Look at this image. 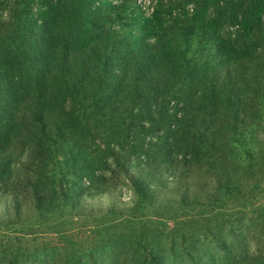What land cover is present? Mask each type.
<instances>
[{
    "label": "trees",
    "instance_id": "16d2710c",
    "mask_svg": "<svg viewBox=\"0 0 264 264\" xmlns=\"http://www.w3.org/2000/svg\"><path fill=\"white\" fill-rule=\"evenodd\" d=\"M110 5L0 0V197L12 208L0 226L40 228L30 264H99L78 218L97 222L86 236L117 264H160L137 228L158 220L153 206L239 211L264 181V0H158L148 15ZM124 186L128 212L115 208ZM95 191L109 209L81 208ZM117 213L139 222L101 226Z\"/></svg>",
    "mask_w": 264,
    "mask_h": 264
},
{
    "label": "rangeland",
    "instance_id": "374dc122",
    "mask_svg": "<svg viewBox=\"0 0 264 264\" xmlns=\"http://www.w3.org/2000/svg\"><path fill=\"white\" fill-rule=\"evenodd\" d=\"M97 1L103 2L104 9H110L112 8L111 2H118L119 0ZM157 2L158 0H134V3L145 15L152 12ZM31 4L34 7L36 5L35 2ZM191 6V2L186 5L189 11ZM183 9V5H177L173 11L175 13L177 10L182 11ZM132 29L139 31L137 27L126 28L127 33L131 34ZM134 42H136V39H132V43ZM163 173L167 174L166 171ZM91 193L87 194V200L84 202L86 204L81 206V208L91 209L102 206L107 210L112 205L111 198L108 195L97 191ZM132 193V190L126 186L121 187V190L115 191L113 194L116 198H122L127 201L126 204L116 202L115 208L123 210L121 212H128L126 209L131 204ZM165 194L167 197L171 196L162 190L156 203L167 202ZM193 195L194 193L191 194V196ZM243 197V200H241L243 206L239 211L236 208L237 205L234 206L233 203H228L229 208H224L223 212L202 205H180L172 210L161 206H153L158 209V211L153 212L158 215V220L150 224L151 226L142 225L141 222L137 228L139 231L144 228L148 237L155 240L153 248L158 254L160 264H263L264 181L263 184H255L246 190ZM247 197H250L251 201L254 202L250 207ZM6 200L7 196L0 197V218L7 217L9 215L8 212L12 213V208L9 210L5 209L7 207L5 204ZM10 216L14 218V215L11 214ZM122 216L123 213H117L112 217H106L101 226H105L111 232L115 229L128 233L139 222V219L132 216L127 217V221H125L126 218L123 219L121 218ZM92 219L82 220L78 218L77 221H73L72 226L79 228V232L75 236L80 241H84V247H96L98 257H100L98 247L101 248L103 258H99L101 259L99 264H117V259L112 257L113 252L110 250V244L103 245L100 241H96L97 236L91 242V238L86 236L89 230H92L97 223ZM110 222L118 223V225H112ZM32 230H34L35 234L40 228L30 226V221L8 223L0 226V237L2 239V241L0 240V264H30V260H32L30 256ZM8 239L10 240L8 241ZM37 257L42 261L46 259L40 253ZM47 260L49 264L54 263L51 257H48ZM41 262L38 261L36 264H46Z\"/></svg>",
    "mask_w": 264,
    "mask_h": 264
}]
</instances>
